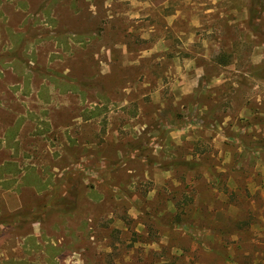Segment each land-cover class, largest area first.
Returning a JSON list of instances; mask_svg holds the SVG:
<instances>
[{
	"label": "rangeland",
	"instance_id": "374dc122",
	"mask_svg": "<svg viewBox=\"0 0 264 264\" xmlns=\"http://www.w3.org/2000/svg\"><path fill=\"white\" fill-rule=\"evenodd\" d=\"M2 134L0 264H264V0H0Z\"/></svg>",
	"mask_w": 264,
	"mask_h": 264
},
{
	"label": "crops",
	"instance_id": "0c3cea01",
	"mask_svg": "<svg viewBox=\"0 0 264 264\" xmlns=\"http://www.w3.org/2000/svg\"><path fill=\"white\" fill-rule=\"evenodd\" d=\"M3 133H4V132H3ZM3 136H4L3 134L0 136V141H1V139H2ZM0 151L2 152V149H1ZM0 164H1V165H0V170H2V169H1L2 163H0ZM15 196H16V195H14V197L12 198V201L10 200V202L7 203V207H8V205H11V204L15 203L16 201H17V203H19L18 200L15 199V198H18V197H17V196L15 197ZM18 196H20V195H18ZM15 200H16V201H15ZM12 202H13V203H12ZM18 208H20V206L14 208V209H11V211H9V210H8V211H9V212L17 211ZM41 234H42V233H41ZM33 235H34V236H33ZM33 235H32L33 237H35V236H36L35 238H40V237H41L43 240H49V239L51 240V239H53V238H51V236H49L48 234H46L45 236L42 234V236H41V235H38V234L36 235L35 233H33ZM62 248H63L62 246H59V247H57V249H55V250H59V251H60ZM55 250H54L53 252L59 253V252H57V251H55ZM35 251H36V250H35ZM42 252H43V251L35 252L34 256L37 255L36 253H38V255L40 254V255L42 256L41 258H43V264H44V263H46V261H47V255H46V254H47L48 251H45V253H44L45 255H44V256L42 255V254H43ZM53 252H52V253H53ZM62 252H63V251H62ZM19 259H20V258H19ZM23 260H25V259H23ZM53 260H55V258H54ZM2 261H3V262H4V261H7V262H13V263H16V262H17V259H15L14 257H8V256L4 257V256H3L2 258H0V262H2ZM32 261H33V264H36V259H35V260H32ZM34 261H35V262H34ZM3 262H2V263H3Z\"/></svg>",
	"mask_w": 264,
	"mask_h": 264
},
{
	"label": "trees",
	"instance_id": "16d2710c",
	"mask_svg": "<svg viewBox=\"0 0 264 264\" xmlns=\"http://www.w3.org/2000/svg\"><path fill=\"white\" fill-rule=\"evenodd\" d=\"M220 65H222V64H225V62L224 61H220V63H219ZM185 165H186V163H185ZM186 166H188V168H190V163H188ZM180 221L183 223V224H185V221L183 220V219H180ZM178 225H180V226H183V225H181L180 223H177Z\"/></svg>",
	"mask_w": 264,
	"mask_h": 264
}]
</instances>
